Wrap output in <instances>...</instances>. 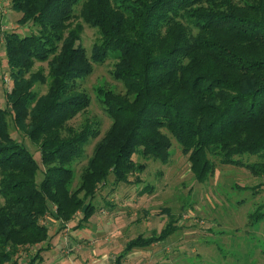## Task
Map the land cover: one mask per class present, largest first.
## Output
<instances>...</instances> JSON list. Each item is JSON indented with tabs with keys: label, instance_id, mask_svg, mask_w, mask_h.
<instances>
[{
	"label": "trees",
	"instance_id": "1",
	"mask_svg": "<svg viewBox=\"0 0 264 264\" xmlns=\"http://www.w3.org/2000/svg\"><path fill=\"white\" fill-rule=\"evenodd\" d=\"M10 8L21 13V26L37 31H2L13 85L6 106L0 101V264H21L20 251L52 237L47 214L61 229L77 214L73 229L87 224L100 188L109 179L131 183V176L140 183L146 162L134 155L168 163L172 138L199 183L215 173L214 158L264 174V0H10ZM80 18L100 33L91 55L80 43ZM110 52L117 53L112 77L125 88H97L111 124L103 134L98 120L75 127L70 121L91 103L79 80ZM37 61L47 62V75L31 72ZM44 83L40 95L35 86ZM8 116L39 158L12 136ZM98 137L75 184L73 164ZM246 154L260 161L246 163ZM260 216L251 213V222ZM176 230L171 220L131 238L114 264ZM45 250L25 264L41 262Z\"/></svg>",
	"mask_w": 264,
	"mask_h": 264
},
{
	"label": "rangeland",
	"instance_id": "2",
	"mask_svg": "<svg viewBox=\"0 0 264 264\" xmlns=\"http://www.w3.org/2000/svg\"><path fill=\"white\" fill-rule=\"evenodd\" d=\"M0 1L9 10L5 17L0 14V22L9 23V30H17L20 34L37 31L33 24L21 26L18 23L21 13L10 8V0ZM79 10L80 3L75 8V13L78 14ZM78 21L82 23L80 43L91 55L94 44L100 39V33L81 18ZM2 31L0 30V101L6 106V93L12 88L13 82L1 41ZM115 55L117 53L110 52L103 64H94L93 72L79 80L80 87L90 95L91 103L85 112L70 121L71 125L78 127L86 118L98 120L102 134L110 126L111 119L103 109L97 88L107 86L118 92H125L123 83L115 81L111 74ZM39 68H43L44 74H48L47 62L37 61L31 72ZM35 88L41 95L47 91L48 85L37 84ZM7 119L12 136L23 142L39 158L37 146L14 128L10 116ZM100 137L88 142L82 156L73 164L75 184ZM170 153L168 163L147 159L136 153L135 161L146 162L144 172L139 175L140 183H134L136 176H131V183L114 186L113 179H109L100 188L94 200L98 207L96 220L116 221L115 225L119 229L116 238L110 233L106 234L107 239L110 238L108 244L115 242L113 247L106 254L92 259L113 264L114 256L122 252L130 238L160 232L174 220L178 230L162 242L133 249L123 259V264H264V174L255 175L244 166L222 164L214 158L215 173L205 183H199L190 170L188 155L182 152L181 145L174 138ZM241 159L246 163L260 161L258 156L247 154L242 155ZM41 178L42 173L38 171L37 181ZM146 185L151 186L152 190L143 194L141 191ZM251 213L261 216L252 223ZM48 222L45 219V223ZM72 223L71 230L77 220ZM88 224H92L90 229L82 227L74 232L73 237H95L94 228L97 224L92 223V220ZM89 242L83 239L81 244L86 248ZM92 242L95 243V240ZM54 244L56 248L43 253V256H51L53 252L60 253L62 248L67 247L63 240H54ZM39 247H32L27 252L20 251L21 264H25ZM50 261L47 257L36 264H54ZM66 263L74 264L67 260Z\"/></svg>",
	"mask_w": 264,
	"mask_h": 264
},
{
	"label": "crops",
	"instance_id": "3",
	"mask_svg": "<svg viewBox=\"0 0 264 264\" xmlns=\"http://www.w3.org/2000/svg\"><path fill=\"white\" fill-rule=\"evenodd\" d=\"M1 4V1H0ZM1 6V5H0ZM9 12V11H8ZM5 17V16H4ZM3 17V18H4ZM143 194L146 193V191H141ZM98 211H96V213L91 217V219L88 221L90 222L92 220V223L97 224L96 227L94 228V234L95 237L90 238V237H73L74 236V232H77L79 229H81L82 227L90 229L92 224H85L84 226L80 227V228H76V229H70L71 225H73V223H69L67 225V227L65 229H61L63 227V224L61 223L60 220L52 217V215H49L48 217V223L50 225L51 228V238H49V240L41 245L47 246L48 250H45L42 252V256L43 253L48 252L50 250H54L56 248V245L54 244V240H56V242H59L61 240H63L64 244H67V247L62 248V250L60 251V253H56L53 252L51 253V256H47L48 260L52 263H56V264H67L66 260L68 263H74V264H106V263H102L101 261L97 260L94 261L92 258L93 257H99V255L101 254H106V252L113 247L111 243H107V241L110 240V238L107 236V233H110L111 235H114L115 238L117 237V231L119 229V226L115 225V222H111L110 220H101L99 219L98 221L96 220V214ZM80 214H77L76 217L74 218V222L77 220H79L80 218ZM75 224V223H74ZM93 234V233H92ZM80 236V234H79ZM83 239H86L89 242L88 246L85 248L83 247V245L81 244V241ZM131 239V238H130ZM129 239V240H130ZM92 240H95V243L92 242ZM39 245V246H41ZM115 247H117V245H115ZM125 247V246H124ZM118 256V255H117ZM116 256V257H117ZM45 256H43L42 261L47 258ZM114 256V260H113V264L115 263V258ZM126 259V258H124Z\"/></svg>",
	"mask_w": 264,
	"mask_h": 264
},
{
	"label": "built area",
	"instance_id": "4",
	"mask_svg": "<svg viewBox=\"0 0 264 264\" xmlns=\"http://www.w3.org/2000/svg\"><path fill=\"white\" fill-rule=\"evenodd\" d=\"M8 11H9L8 8L6 6H2V4H1V6H0V14L2 16H5L8 13ZM9 27H10L9 23H7L5 21H1L0 22V30H5V29H7ZM48 217H49L48 214L45 215V217L43 218V222H45V219L48 221Z\"/></svg>",
	"mask_w": 264,
	"mask_h": 264
}]
</instances>
